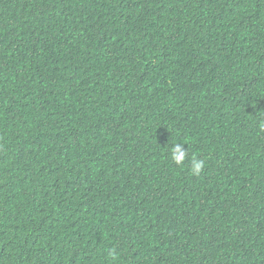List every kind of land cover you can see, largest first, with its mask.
I'll use <instances>...</instances> for the list:
<instances>
[{"label":"trees","instance_id":"1","mask_svg":"<svg viewBox=\"0 0 264 264\" xmlns=\"http://www.w3.org/2000/svg\"><path fill=\"white\" fill-rule=\"evenodd\" d=\"M0 264H264V0H0Z\"/></svg>","mask_w":264,"mask_h":264},{"label":"clouds","instance_id":"2","mask_svg":"<svg viewBox=\"0 0 264 264\" xmlns=\"http://www.w3.org/2000/svg\"><path fill=\"white\" fill-rule=\"evenodd\" d=\"M188 157V150L183 149L182 143H175L171 148V159L177 165H183L184 161ZM205 167V161L198 159L195 156L192 157L191 162V173L193 175L199 176ZM113 259L116 257L113 255Z\"/></svg>","mask_w":264,"mask_h":264}]
</instances>
